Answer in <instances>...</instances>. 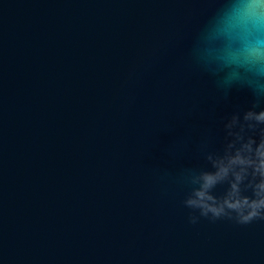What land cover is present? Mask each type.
I'll return each mask as SVG.
<instances>
[{
    "label": "water",
    "instance_id": "1",
    "mask_svg": "<svg viewBox=\"0 0 264 264\" xmlns=\"http://www.w3.org/2000/svg\"><path fill=\"white\" fill-rule=\"evenodd\" d=\"M219 7L0 0V264H264V220L182 203L255 99L193 55Z\"/></svg>",
    "mask_w": 264,
    "mask_h": 264
},
{
    "label": "clouds",
    "instance_id": "2",
    "mask_svg": "<svg viewBox=\"0 0 264 264\" xmlns=\"http://www.w3.org/2000/svg\"><path fill=\"white\" fill-rule=\"evenodd\" d=\"M220 7L198 36L193 55L203 70L217 77L227 94L245 88L251 107L233 113L224 124L222 151H207L210 165L186 169L180 182L189 222L203 217L245 225L264 220V0H219ZM226 185L217 193L218 186Z\"/></svg>",
    "mask_w": 264,
    "mask_h": 264
}]
</instances>
